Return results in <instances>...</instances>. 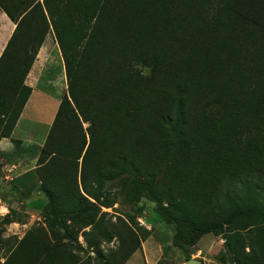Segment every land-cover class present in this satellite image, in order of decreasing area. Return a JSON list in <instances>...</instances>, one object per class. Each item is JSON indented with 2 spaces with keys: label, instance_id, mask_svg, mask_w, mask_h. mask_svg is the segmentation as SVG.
Segmentation results:
<instances>
[{
  "label": "trees",
  "instance_id": "trees-1",
  "mask_svg": "<svg viewBox=\"0 0 264 264\" xmlns=\"http://www.w3.org/2000/svg\"><path fill=\"white\" fill-rule=\"evenodd\" d=\"M7 5L0 0L15 29L0 55V139L10 138L30 96L25 80L49 33L63 59L67 93L37 168L52 226L63 227L57 207L70 201L73 222L110 241L115 227L99 214L110 205L102 193L128 176L174 241L245 232L252 251L236 253L239 236V261L264 264V0ZM87 234L97 252L100 240ZM126 237L106 264H124L139 248ZM51 252L25 237L4 264H81L72 253L55 259Z\"/></svg>",
  "mask_w": 264,
  "mask_h": 264
},
{
  "label": "rangeland",
  "instance_id": "rangeland-1",
  "mask_svg": "<svg viewBox=\"0 0 264 264\" xmlns=\"http://www.w3.org/2000/svg\"><path fill=\"white\" fill-rule=\"evenodd\" d=\"M9 33L0 17V53ZM28 76L25 85L31 92L18 125L11 138L0 139V264L25 237L44 244L55 259L72 253L81 264H106L107 257L110 254L112 257L129 234L138 239L139 248L124 264H241L236 253L242 256L243 252L252 251L247 247L250 241L247 233L239 232L244 246L235 253L234 246H239L240 240L239 236L229 238L233 235L229 228L219 235L204 234L193 245L174 241L171 226L128 176L107 183L102 193L110 205L101 206L99 214L107 228H116L112 229L110 241L92 234L90 227L74 223V206L70 201L57 204L56 222L59 226L64 223L63 227L52 226L45 209L47 197L38 190L37 168L39 150L60 100L67 93L63 59L53 33L46 36L39 48ZM87 126L83 124V128ZM88 232L89 240H100L95 248L98 256L82 237ZM71 238L77 240L82 250L72 248ZM253 251L258 248L253 246Z\"/></svg>",
  "mask_w": 264,
  "mask_h": 264
},
{
  "label": "crops",
  "instance_id": "crops-1",
  "mask_svg": "<svg viewBox=\"0 0 264 264\" xmlns=\"http://www.w3.org/2000/svg\"><path fill=\"white\" fill-rule=\"evenodd\" d=\"M12 1L14 2V5H18V3L20 2V0H6V2H7V6L9 7V5L10 6H12ZM39 2H41L42 0H38ZM0 17H1V19L3 20V22H4V30H8L9 32H11V34H12V32L14 31V29H15V24L13 23V22H11L9 19H8V17L6 16V14L3 12V11H1L0 10ZM52 32V31H51ZM10 34V33H9ZM11 34L10 35H8V37H7V39L9 40V38H10V36H11ZM7 40V41H8ZM7 43V42H6ZM6 43H5V45H6ZM5 45L1 48L2 49V51H3V49H4V47H5ZM2 51H1V53H2ZM1 53H0V55H1ZM31 71V70H30ZM30 71H29V73H28V75L30 74ZM27 75V76H28ZM29 77V76H28ZM27 78V77H26ZM52 124V122L50 123V125ZM18 125V123L15 125V127H14V129L16 128V126ZM50 125H49V127H50ZM15 131V130H14ZM14 131H12L13 133H14ZM11 136H12V134H11ZM11 136H10V138H11ZM6 140V138H4V141ZM5 143V142H4ZM1 264H4V261H2L1 262Z\"/></svg>",
  "mask_w": 264,
  "mask_h": 264
}]
</instances>
